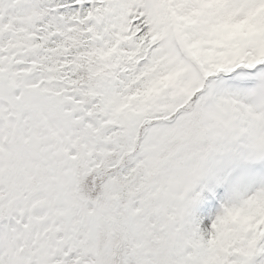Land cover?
<instances>
[{"label": "rangeland", "instance_id": "rangeland-1", "mask_svg": "<svg viewBox=\"0 0 264 264\" xmlns=\"http://www.w3.org/2000/svg\"><path fill=\"white\" fill-rule=\"evenodd\" d=\"M41 1L50 3L52 0L0 1V24H8V29L14 32L16 29L19 30L20 36L18 37L17 34L16 36L19 38L20 44H15V46H22V50L26 48L27 40L25 38L30 40L32 36H36L28 34L27 25L34 20L35 16L38 17V12L36 13L35 10V15L30 13L29 19L23 17L21 20L17 11L27 12L29 9H25V6L28 4L40 5ZM139 1L121 0L117 2V0H112L109 7V9L114 10V13H118V16H126L124 17V21L127 20L126 26L124 24L119 25L114 33L121 36L125 35L124 41L130 42L129 46L131 47L128 48H131V51L128 48L125 50L126 46L122 44V48L118 50L123 52L110 59L106 55V48L109 47V43L97 41L98 44L95 46H93L94 42L81 44L85 39L82 36L85 30L75 25L71 28H75L73 30L74 37L77 36L80 39H75L77 43L72 40L71 35H69L70 32H66L67 30L63 31L61 28L59 32L62 35H67L66 41L64 44H60L59 49L64 48L66 44L71 45V48L74 49L75 43L78 49L84 50L81 51L82 56L78 63L75 60L69 62L68 68L72 73L66 71L64 63L59 62L56 58L55 55L62 56L59 52H55L57 47L53 49V47L41 45L45 41L40 40V42L33 43L32 46H27L29 48L26 50V54L30 65L20 70L8 68L3 75L4 78H25L27 80V82L22 81L15 85L12 79L15 92L11 96L4 94L6 95L4 102L0 103V230L7 231H10L11 226L7 219H11L12 225L15 221L11 217L12 214L10 215L12 209L10 201L14 198H20L25 189L27 191L25 197L31 195L40 186L37 182L44 181L42 178L44 175L43 167L37 162H40V159L42 161L47 160V165H51L61 147L64 152L68 151L69 156H76L75 153H70L72 151V133L68 131V128L72 131L73 129L80 130L90 137H94L92 133L96 132L92 124L89 123L93 119L84 109L88 107L85 104L88 98L82 94L84 92L79 90H77L76 95L73 93L69 98L71 91L63 86L64 81L70 82L69 79L78 78L82 72L88 73L89 78H92L91 72H95L92 67L97 69L100 66L99 72L93 75L99 74L102 78H107L109 85L114 80L108 79V73L116 70L119 64L125 65L127 67L125 71L129 70V72L132 71L130 70L131 66L139 64L141 67L140 76L144 75V78H148V81L143 80L141 82L146 87L142 90L128 88L125 91L122 89L123 95L118 97L120 92L114 93L109 85L106 89L104 88V92L107 93L100 96L103 98L100 102L104 109L103 113L107 115L103 116L104 119L97 117V119L100 118L99 124L104 122L109 124L105 127L111 132L118 129L117 120L121 122L120 127H125L109 138H103L100 134L99 139L101 141L97 140V144L102 145L105 142V145L112 146L110 151L104 150L109 153L108 161L103 163L101 160V162L94 164L96 159L92 156L85 160L93 148L97 152L102 150V148L98 150L97 145H86L82 148V157L80 155L79 158L82 159V162L77 163L71 169L60 160L57 161V167L53 169L60 181H63L60 168L63 171L69 168L73 170L75 174L73 177L76 180L75 186L67 191L66 196L78 204L85 203V207L88 209H97L94 226L98 227L94 239H90L91 241L83 240L76 235L73 238L74 241H67L66 244L59 242L53 247L55 250L53 258L60 261L48 262L51 258V250L47 249L43 252L42 249L38 248L37 245L40 241L35 238L37 237L35 234L26 239L27 248L23 246L18 249L26 256L28 254L27 249L30 252L40 251L37 256L34 254L27 256V264L29 262H33V264H186L183 256L185 244L181 242L187 239L186 241H191L196 246L201 243L200 237L202 236L209 243L214 238L215 245L210 247L216 248L218 252H216L217 254H210L214 258L208 256L207 264H218V260L221 262L226 256L225 264H233L235 256L229 258L228 244L225 240L219 239L218 241L217 238L212 237L213 231L216 227H222L225 224V221L219 220L224 211L231 212L241 209L244 194L246 197L249 194L260 195L264 200V66H260L264 64V33L262 37L256 33L253 34L256 37V43L253 42V35H244L243 39L239 38L238 42L226 48L227 43L232 41L230 38L222 35L223 40L214 39L219 36L218 29L228 28L226 27L227 24H232V27L235 26L236 23H233L229 18L231 14L237 16L243 12L242 15L245 16L248 8L254 10L258 7L260 0H211L213 4L209 5L206 2L209 0ZM190 1L193 2L189 3ZM174 2L178 5L172 10L171 3ZM126 3H132L135 6L140 3L143 10L135 12L131 6L130 9L126 8ZM11 5L13 8L9 7ZM6 6L8 7L6 8ZM224 6L227 9H224ZM209 8L210 16H208ZM11 9L16 11L13 15ZM104 9H107L106 6H93L92 10L83 16L85 17L83 20L86 21V19L101 15V11ZM217 9L220 12L219 15L216 14ZM237 10H240V13ZM65 14L70 17L73 13L67 11ZM2 18L4 20H1ZM212 18L214 19L212 20ZM109 22L114 24L121 21L110 18ZM174 23L181 24L178 32L174 30ZM217 23L222 24V27L217 26ZM32 24L34 23L32 22ZM0 30H2L0 33L7 34L8 30H5L3 25L0 26ZM99 30L104 32L102 29ZM208 30H213V33L207 39L206 34L196 36L197 32L199 34L200 32L206 33ZM94 33L101 35L98 32V26L95 27ZM50 35V39L55 36L54 33ZM57 39L61 38L58 37ZM115 43L113 46L117 47L118 45ZM220 43H224L223 47L209 55L211 48L208 47L211 44L219 47ZM255 46L260 48L258 54L252 53ZM33 47H36L37 51L32 50ZM224 49L232 51V55L239 58L232 57V61L229 62V68L238 69L236 79L240 83L236 86L244 88L243 82H253V86L247 88L249 91L238 93L239 103L236 102L239 107L238 110L248 113L246 117L249 120L248 123L237 122V126H235L236 122H233V119H236L234 115L231 113L226 114V116L221 115L222 105L216 97L212 99V107H205L204 95L198 94V98L193 97L197 94L195 91L201 90L206 85V83L204 86L202 85L203 82L199 77L202 70L210 69L209 66L215 61L214 57L222 60V63H216V66H219L230 55H227ZM247 50L249 54L244 60L242 54L247 53ZM30 51L32 52L30 53ZM5 55V58L2 59L0 56V61L10 59L9 55L6 53ZM39 59L42 66L37 62ZM258 63L260 64L257 65ZM213 68L215 67L213 66ZM63 69L64 74L61 72ZM38 78H40L39 81L51 79L50 83L42 88ZM69 84L73 89L72 84ZM66 86L69 87L67 84ZM99 87L96 86L97 89H100ZM105 94H108L106 103H104ZM113 97L116 101H113ZM220 100L226 108L234 110L230 101L225 103V99ZM82 109L84 110L83 113ZM156 110L157 114H165L167 118L164 121L154 120L152 114ZM11 111L13 112L11 113ZM99 112L102 113L100 110ZM214 112L220 117L222 124L229 120V125L218 127L224 131L228 126V137H236L240 133H246L250 138L246 148L247 159H243V162H234L230 165L231 168L234 167L231 173L222 174L224 179L220 182L222 186L226 187L217 189L220 196L218 198L211 196L212 190L215 189V179L213 177L208 179L206 176L209 167L208 159H211V157H206V154L211 152L199 140L200 131L196 129V125H203L204 121L211 125L217 122V116L214 115ZM171 113H175V115L172 116ZM172 117L174 118L172 124L164 126L163 123L171 121ZM238 117H241L240 114L237 115ZM143 122L155 125L143 126L139 129L138 125ZM157 124L160 125L157 126ZM239 124L244 128L239 127ZM54 130L63 132L64 135L71 133V136L68 135L65 140L60 141V145L56 144L55 147L51 148L50 145L52 146L56 142L53 138ZM10 134H15L20 140L23 136L28 135L36 138L43 137L41 146L39 145L37 148L34 146L36 151L33 155L38 160L34 162L27 156L18 155L19 158H22L19 163L16 157H11L9 153L12 149L14 136H10ZM44 136L50 139L45 145L43 144ZM13 146L18 148L19 143L13 142ZM234 147V150L229 148L231 158L236 155L237 144ZM127 151L132 152L128 153ZM129 155L131 156L130 159ZM203 156L206 159L202 160L201 163L200 158ZM129 160L132 168L126 167V170L132 169L135 171L133 177L136 176L134 178L135 186L132 187L136 193L134 194L135 197L130 200L129 197L123 196V190L130 191L132 179L123 181L126 178L125 173L112 171L113 166L124 162L128 163ZM90 162L98 166L93 173L87 171ZM213 171L214 168H212ZM232 182L240 185L236 191V199H232L234 193L228 194V187ZM226 183L228 185H225ZM245 184L247 187L244 186ZM48 190L50 191V189ZM93 192H95L94 197L92 196ZM50 194V197H53L54 191H51ZM74 195L80 197L75 199ZM206 196L209 197V204L212 207L202 211L201 206L206 201ZM33 198L37 200L32 205L36 203L37 207L42 209L40 198H37V195ZM101 201L104 204H101ZM216 201L219 202L217 203L218 206L214 203ZM86 202L93 203L96 208L92 209ZM116 205L122 211V217L120 222L114 218L116 220L114 226L110 212L119 211L115 208ZM102 206L105 208L104 210H101ZM252 208H257V206ZM46 212L47 210L44 209L43 216ZM197 213L200 214V218L199 215L194 218ZM27 221L28 217L25 218L24 222ZM74 223L79 226L76 220ZM229 223L227 222L225 225H229ZM84 225L87 228V223ZM226 232L224 231L225 234ZM11 236L15 239V245L17 242L22 243L21 238H26V236L19 238L14 234ZM84 236L87 238L86 235ZM73 243L76 246H73ZM0 245L3 244L0 243ZM12 253L15 256V251L8 253L11 256L0 254V264H17Z\"/></svg>", "mask_w": 264, "mask_h": 264}, {"label": "trees", "instance_id": "trees-1", "mask_svg": "<svg viewBox=\"0 0 264 264\" xmlns=\"http://www.w3.org/2000/svg\"><path fill=\"white\" fill-rule=\"evenodd\" d=\"M58 3H60V2H58V0H53L54 6H49V5H51V3H42L41 5H39L35 8L32 5L28 6L29 12L26 14L27 17H29L30 13L32 15H35L34 10H36V13L38 12L37 16L40 19L35 16V18H34V24L35 25L32 24V26H34L32 29L33 30L36 29L37 24H39V27L41 26V28H38L37 30H39L38 32L42 33V35L40 37H37L38 39L37 38L35 39V37H33V36L30 38V40L26 39L27 44L25 45L26 48H24L23 53L26 54V50L29 48V47H27L28 45L32 46L33 43H37V42H40V40H44L45 42H42L41 45H46L50 48L53 47V49L55 47H57V48H55V50H57L55 52L56 53L59 52L60 55H62L61 56L62 58L55 55L56 58L58 59L59 62L64 63V67L66 66V68H65L66 71H69L70 73H72V71L68 68L69 62H72L73 60H75L78 63V61L81 59V56H82L81 51H84V50L77 48V45L75 44V43H77V41L75 39H78V40H80V39L77 38V36L74 37V34H75L73 32L74 29H71L70 26H68L69 24H71L68 22H73L74 18L69 19L70 17H63L61 14V9L58 8ZM81 20H79V19L77 20L78 25H80L82 23ZM263 20H264V17H263ZM61 28L63 31L67 30L66 32H70L69 35H71L72 40L75 42L74 43V45H75L74 49L71 48V45H67V44H66V46H64V48L62 47V49H59L60 44H62V43L64 44V42L67 39V35H62L59 33ZM55 30H56V32H54ZM244 30H245V32H249L246 29H244ZM261 30H263V31L261 32ZM261 30L259 29L257 32H258L259 36L262 37L263 33H264V27H262ZM51 33L55 34V36L52 39L49 38L51 36L50 35ZM249 33H251V32H249ZM82 36H84L85 39L83 42H81V44H88L87 42L95 40L93 43L94 44L93 46H95L96 44H98L97 41H102V39L99 38L98 35L87 36L85 34V32H83ZM58 37L61 39H57ZM11 38L14 39L15 42H17V40H18L16 35H12ZM39 38H41V39H39ZM252 39H253V42L256 43L257 40H256V37L254 35L252 36ZM13 44L14 43L11 41H10V43H7V45L0 43V56H1V58H4L6 56V55H3V52H4L3 49H5L6 53H8L7 55H9V56H10V54L12 55V53H10V52H11V50L13 52L15 49V48H12ZM34 49L37 51L36 47H33L32 50H34ZM218 49H220V48H218ZM19 50L21 51L22 47L19 48ZM257 51H258V48H257V46H255V49L253 50V52L257 53ZM31 52L32 51H30V53ZM118 53H120L118 48H112L111 47V48L106 49V55H107V57H110V59H112ZM226 54L227 55L230 54L229 56L236 57L235 55H232V51H226ZM239 54H240V52H239ZM13 58H15V57H13ZM106 59H104V60L106 61ZM3 62H5V61H3ZM37 62L39 63V65L42 66L40 59ZM218 63H222V60L218 59ZM32 64H34V62H32ZM125 67H126L125 65L119 64V67L116 70L108 73V79L114 80L113 82H110V84H109L111 86L112 90H114V93L120 92L119 95L116 94L118 97H122L123 93L121 91L123 88H122L120 82L117 81V78H130V77H127V75L125 73ZM92 68L95 71V72H91L92 78H89L90 76L88 73L82 72V73H80L81 74L80 76L82 78H79L80 76L78 78H71V79H69V80H71L70 82L64 81V83L69 86V87L66 86V89L71 91V95L73 93L76 95L77 90H79L80 92H84L82 94L86 95V98H88V99H86V103H85L88 105V107L84 108V109H86L88 111L89 116L93 119L92 122L99 123L100 118L104 119L103 116L107 115V114L103 113L104 109L102 107V104L100 103L103 98H101L100 96L104 93H107V92H104L105 91L104 88L106 89L107 86H109L107 84L109 82H108L107 78H102L101 75L99 76V74L96 76L93 75V74L99 72L100 66H98L97 69L94 67H92ZM61 72H63V74H64V69L61 70ZM104 74H107V73H104ZM74 75H75V73L73 74V76ZM135 77L139 78V76H135ZM87 78H89L90 80ZM69 83L72 84L73 89L70 87ZM102 83H104V84H102ZM96 86H97V88H98V86H100L99 87L100 89H97ZM124 88L127 89L126 86ZM144 88H146V87L144 86ZM147 89H149V88H147ZM107 97H108V94H105L104 103H106ZM223 98H226L228 101H230L234 107V110L238 111L239 114L241 115L240 118L238 117V118H236V120H234L236 122L235 126H237V122L238 123L239 122L244 123L243 120H245L247 118V117H245L247 115V113L245 112L244 116H243L242 111L238 110L239 107L237 106L236 102L239 103V101L237 99V96L234 98V96L231 97L230 95H224ZM113 101H116L114 97H113ZM83 103H84V100H83ZM85 104H84V106L86 107ZM99 110L103 114L100 113ZM83 112H84V110L82 109V113ZM152 115L155 117L161 116L160 114H157V110ZM163 115H165V114H163ZM97 117H100V118L97 119ZM117 122H118L117 124L120 127L121 122L119 120H117ZM90 124H92V123H90ZM240 126H242V125L239 124V127ZM141 127H143V126H141L139 124L138 128L140 129ZM196 127H197L196 129H198L200 131L199 140L204 145H206V147L209 148L210 152H211V153L206 154V157H211V159H208L209 167L207 169L206 176L208 177V179H212V177H213V179H215L214 180L215 189L212 190V192L216 193L217 187L221 185L220 181L224 179V176L222 174L226 173L228 170V167H229V161L231 158L230 157L231 156L230 149L234 150V148H235L234 145L238 144L239 149L236 150V152L242 153L243 149H240V148H243L242 144L248 145L250 142V138L246 133L245 134L240 133L236 137H225L223 139L221 136H219L220 132H218V129L214 126V124L211 125V124L206 123L205 121H204L203 125L198 124V126L196 125ZM101 128H102V126H100V128L98 130L100 131ZM120 128L121 129H118L115 131L118 133L121 130H123V128H125V127L123 126ZM105 133L107 135V132H105ZM111 148H112V146L108 149L111 150ZM127 152L130 153L132 151H127ZM242 154H244V153H242ZM98 156H99V154H98ZM130 158H131V156L129 155V159ZM204 159H206L204 156L201 157L200 162L202 163V160H204ZM108 160H109V156H107V161ZM105 162L106 161H103V163H105ZM129 162H130V160H129ZM103 163H102V165H104ZM123 164H128V163L124 162ZM123 164L121 163V164H117V165L113 166L115 169H112V171H114L116 173V170H117L118 173L119 172H122L123 174L125 173L126 178H124L123 181H129V180H131L135 171H132V169H129V170H126V168L123 169V167H121V165H123ZM106 167H108V166H106ZM127 167L132 168L131 165H127ZM94 168L96 169L98 167H94ZM212 168H214L213 172H212ZM108 179H110V178H108ZM131 185H132L131 187L135 186V184H132V182H131ZM123 187H125V186H123ZM127 193L128 192H126V189H124L123 190V196L128 197ZM129 197H130V194H129ZM254 206H257V208H252ZM198 215L200 218L199 213L194 215V218L197 217ZM231 217H235V218H231ZM224 221H225V224L227 222H230L229 225L223 224L222 227H220V226L218 228L216 227L213 231L212 237L217 238L218 241H219V239H221V241L222 240L226 241V243L228 244L229 252H230V254L228 255L229 258H230V256H235L233 264H264V200L260 197V195L259 196L255 195V196H251V197L248 196V197L244 198L243 199V206L241 207L240 211H237V215L233 214L230 216L227 214L222 222H224ZM191 224H192V222H191ZM224 231H227L226 234L224 233ZM200 239H201V243L200 244L198 243L196 246L191 241H186L187 239L185 240L186 242L185 241L181 242V243L185 244V248L183 249V252H184L183 256H184V259L186 260V264H207L208 256L210 254H217L218 253L216 248L210 247L212 245H215L214 244L215 243L214 238L211 239L210 243L207 240H205L206 238L204 236L200 237ZM210 256H212V255H210ZM212 257L214 258V256H212ZM226 258H227V256L224 257V259L221 262L218 260V264H222V263L225 264ZM171 264H173V263H171Z\"/></svg>", "mask_w": 264, "mask_h": 264}, {"label": "flooded vegetation", "instance_id": "flooded-vegetation-1", "mask_svg": "<svg viewBox=\"0 0 264 264\" xmlns=\"http://www.w3.org/2000/svg\"><path fill=\"white\" fill-rule=\"evenodd\" d=\"M77 231H79V229H77Z\"/></svg>", "mask_w": 264, "mask_h": 264}]
</instances>
